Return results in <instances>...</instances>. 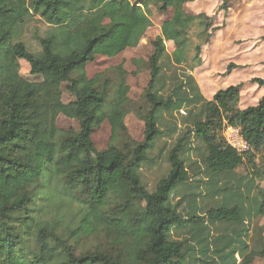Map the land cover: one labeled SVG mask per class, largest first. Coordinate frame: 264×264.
I'll return each mask as SVG.
<instances>
[{
  "label": "trees",
  "instance_id": "16d2710c",
  "mask_svg": "<svg viewBox=\"0 0 264 264\" xmlns=\"http://www.w3.org/2000/svg\"><path fill=\"white\" fill-rule=\"evenodd\" d=\"M194 1L0 0V264H183L186 242L175 240L174 230L189 223L245 221L248 212L240 205L211 208L202 217L185 219L172 202L190 180L187 163L193 140L203 144L202 163L212 175L231 174L246 156L264 150V94L256 105L240 110V86L220 90L210 101L199 95L190 77L187 93H182L183 83L174 97L156 90L166 42L174 45L170 59L175 66L194 70L202 63L201 48L216 27L212 17L184 11ZM220 1L226 13L228 0ZM150 6L162 14L172 10V16L162 24L148 60L143 140L96 151L91 136L103 114L111 122L113 143L126 135L122 117L119 122L113 116L120 113L125 97L118 87L108 101L109 80L100 84V76L89 79L86 67L97 56L112 58L135 48L151 26L146 13ZM35 16L48 25L45 35L34 36L37 53L21 40ZM22 61L29 66L28 78L20 74ZM234 68L230 64L226 74ZM251 83L264 88V79ZM63 84L74 98L68 104L61 100ZM182 107L194 108L186 119L189 127L167 153L168 172L149 188L142 169L162 138L161 117ZM60 115L77 121L78 131L59 130ZM227 128L238 130L247 151L228 143L223 136ZM52 180L62 199L78 210L69 235H100L102 246L76 254L73 245L33 216L34 189ZM257 197L254 216L264 217V189H258ZM247 248H240L238 264L264 260L262 248Z\"/></svg>",
  "mask_w": 264,
  "mask_h": 264
},
{
  "label": "rangeland",
  "instance_id": "374dc122",
  "mask_svg": "<svg viewBox=\"0 0 264 264\" xmlns=\"http://www.w3.org/2000/svg\"><path fill=\"white\" fill-rule=\"evenodd\" d=\"M220 5V0H196L184 6L188 15L204 13L212 17L216 30L209 43L202 46V63L194 70H189L184 65L175 66L170 59L174 45L165 43L166 54L161 61L160 78L156 85L160 95L174 97L181 83L185 84L182 93H187L190 87L186 77H190L192 85L206 101H210L220 90L240 86V110L256 105L263 96L264 88H258L251 80L264 79V0H228L226 13L220 10ZM146 13L151 26L142 34L135 48H127L112 58L97 56L94 62L86 67L89 79L100 76V84L106 79L109 80L108 101L112 100L118 87H122L121 93L125 97V104L120 113L113 116L119 122L122 117L126 135L121 134L113 143L111 122L106 118L107 114H103L102 122L93 130L91 136L96 151L105 150L110 144L123 148L129 141L143 140L144 123L141 116L149 109L145 97L149 82L148 60L154 52L153 42L160 35L162 24L171 18L172 10L162 14L150 6ZM47 29L48 25L35 16L24 28L21 40L31 52L37 53L40 48L34 36L45 35ZM191 56L192 51L189 57ZM230 64L236 68L226 74ZM29 71L27 63L20 62V74L28 78ZM65 86L63 84L61 88V100L68 104L74 98ZM192 95L189 93L188 97ZM193 109L182 107L172 114H161L159 128L163 133L162 138L150 153L151 162L142 169V179L149 188L168 172L167 153L189 127L186 119ZM56 126L65 133L77 132L79 129L77 121L61 115L56 119ZM223 136L231 145L241 149L238 145V130L227 128ZM191 149L188 153L191 159L187 163L190 180L177 190L172 199L173 203H177L183 218L202 217L207 210L224 205L243 206L248 214L242 224L200 222L189 223L174 230L173 238L186 242L183 264H238V253L243 244L248 246V251L256 248L264 250V217L254 216L258 189H264V150L246 156L245 162L231 174L212 175L202 163L205 152L203 144L193 140ZM47 185L46 187L42 181L34 189L33 216L43 225L52 227L73 245L76 254L90 252L102 246L104 238L100 235L78 239L69 235L78 220L77 207L62 199L56 181L52 180ZM34 245L33 243L32 247ZM252 264H264V260L256 258Z\"/></svg>",
  "mask_w": 264,
  "mask_h": 264
},
{
  "label": "built area",
  "instance_id": "2783aa9c",
  "mask_svg": "<svg viewBox=\"0 0 264 264\" xmlns=\"http://www.w3.org/2000/svg\"><path fill=\"white\" fill-rule=\"evenodd\" d=\"M239 137V142H238V145L241 147V149H239V148H237V147H235V146H233V145H231L229 142V144L231 145V146H233L235 149H237L239 152H245V151H247L248 150V146H247V144L245 143V142H243L242 141V139L240 138V136H238Z\"/></svg>",
  "mask_w": 264,
  "mask_h": 264
}]
</instances>
